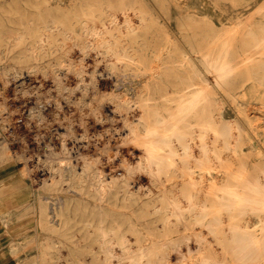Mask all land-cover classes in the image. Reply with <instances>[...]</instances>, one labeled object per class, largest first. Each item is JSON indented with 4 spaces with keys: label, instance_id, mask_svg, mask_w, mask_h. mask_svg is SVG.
<instances>
[{
    "label": "rangeland",
    "instance_id": "1",
    "mask_svg": "<svg viewBox=\"0 0 264 264\" xmlns=\"http://www.w3.org/2000/svg\"><path fill=\"white\" fill-rule=\"evenodd\" d=\"M98 1L102 2L106 13L122 19L118 9L120 0H90L92 3ZM123 3L129 4L121 9L126 12L134 30L128 36L124 26L119 27L120 33L114 30L116 38H119V47L127 46L130 38L138 39L133 47L124 50L125 55L115 59L101 47L94 49L93 45L99 44V39L78 31L84 40L74 41L69 32L63 38L55 28L52 35L56 41L50 46L43 45L42 57L27 49L37 13L67 24L72 14H79L77 0H0V264L37 263L39 243L43 242L38 207L48 197V192L54 191L48 190V177L57 178L60 172L68 170L74 174V168L66 163L68 160L88 176L96 171L103 172L106 177L123 175L132 184H142V190L151 189L150 193H158L147 172L138 166L134 170V161L141 154L142 147L133 140L131 143L128 130L144 131L154 118L170 119L181 101L186 102L194 96L200 100L210 97L215 102L210 105L212 117L217 122L219 116L225 118L231 124V141L235 138L239 141L235 155L223 148L222 140L217 139L220 158L224 162L219 166L220 158L211 156L213 166L209 167L210 175L218 182L217 186L227 180L231 183L245 181L246 178L264 180L261 174L264 166L262 70L256 65L246 67L236 57L228 63L232 66L229 80L233 79L231 85L234 89L226 93L213 86L211 95H206L192 66H181L178 54L180 51L185 53L197 67V72L212 79V75L204 69V61L208 65L222 62L220 56L225 48L221 43L225 41H229L228 59L233 57L232 53L245 50L247 38L242 37V32L248 27L243 29L238 22L247 19L249 26L258 31L256 24L264 23V0H123ZM130 3L145 8L144 20L133 13ZM93 19L92 25L100 30L99 19ZM207 23L216 28L221 25L235 28L231 32L219 31L212 36ZM18 32L22 40L14 42L13 37ZM166 33L169 42L163 43ZM103 36L105 40H111L109 34L103 33ZM252 50L248 49V52L252 53ZM249 70L254 75L253 79L245 85V89H236ZM258 78L263 80L262 83ZM197 118L191 116L189 119L194 123ZM192 127L197 130L198 126L193 124ZM236 127L240 128L239 131ZM213 140V134L208 132L206 141L211 145ZM134 142L139 148L133 146ZM192 151L194 155H199L197 148ZM111 155L116 158H111ZM68 156H71L70 159ZM240 162L245 168L240 166ZM85 164L90 167L85 169ZM127 168L135 172L131 173ZM204 174L207 183L209 174ZM217 186L208 188L205 184L200 198L210 204L214 196L223 192ZM179 188L180 185H176L172 189L179 193ZM236 189L242 190L241 186ZM181 202L185 204L186 200L181 198ZM223 219L226 220V217L223 216ZM240 223L246 230L257 234L262 224L250 215ZM204 236L213 240L206 232ZM192 240H188L192 248L189 258L186 246L182 244L180 252L188 258L183 260L184 263L194 262L200 255L194 251L196 243ZM213 248L218 256L222 255L221 247L216 244ZM180 252L173 251L172 262L179 261Z\"/></svg>",
    "mask_w": 264,
    "mask_h": 264
},
{
    "label": "bare ground",
    "instance_id": "2",
    "mask_svg": "<svg viewBox=\"0 0 264 264\" xmlns=\"http://www.w3.org/2000/svg\"><path fill=\"white\" fill-rule=\"evenodd\" d=\"M77 1L79 14H72L67 24L57 18H49L50 16L43 13H37L38 18L32 24L33 34L27 49L33 50L35 55L42 57L44 54L42 52L43 45L46 43L50 46L56 41L52 35L53 28L59 31L63 38H66L65 35L69 32L74 41L82 40L78 31L89 37L93 36L100 40V43L96 44L97 46L93 45L94 49L101 47L105 49L107 55H111L115 59L121 58L123 54L125 55V49L135 45L137 36H134L137 37L136 39L130 38L129 44L120 48L119 38H116L117 35L114 34V30L119 32L120 26H124L127 36L134 30L132 23L131 26L130 21L127 20L126 12L121 9L126 5L123 0H120L118 4L121 20L106 13L101 1L96 3H92L90 0ZM35 7L38 9L37 6H34V9ZM129 8L144 20L145 8L141 5L137 7V4H132ZM93 18L99 19L100 30L92 25ZM22 20L24 19L22 18ZM247 21L245 19L243 22H238V25L243 29L248 27L244 31L242 30L243 32L241 31L242 37L247 38L245 50L237 52L238 54L232 53L233 57L228 59L229 41H225L221 43V46L225 48L220 56L223 58L222 62L208 65L203 60L204 69L206 73L212 75V79L197 72V67H194L185 53L182 51L178 53L182 62L181 66H192L193 73L198 76L199 82H202L204 94L211 95L213 86L226 93L234 89L231 85L233 79L229 80L232 66L228 63L236 57H239L246 67L256 65L258 69L262 70L264 77V23H257L258 31H256L249 26ZM59 26L60 30H63L60 31ZM233 27L235 28V26ZM233 27L221 25L220 28H216L213 24L207 23V29L212 36L218 34L219 31L231 32ZM103 33L109 34L111 40H105ZM13 38L14 42H20L22 40L21 33H16ZM164 42H169L167 33L164 34ZM191 46L190 44L189 48ZM251 48L253 49L252 53L248 52V49ZM248 63L250 64L248 65ZM111 65L113 64L111 63ZM253 77L254 75L249 70L236 89H245V85ZM258 81L262 83L263 80L258 78ZM195 91L197 95V90ZM211 103L215 102L210 97L200 100L194 96L193 99L186 102L181 101V106L178 105L179 107L170 119L154 118L144 131L131 129L128 126L130 128L128 130L130 137L128 138H131V143L133 140L142 147L141 154L135 156L136 162L134 161V163L136 165L132 164L135 166L134 170L138 166L147 172L151 184L158 188V193L155 190V193H150L151 189L142 190V184H132L123 175L106 177L103 172L96 171L88 176L85 171L77 170L71 160L66 163L74 168V174H71L67 169V172H60L57 178L48 177L47 181L50 183L48 190L54 191L48 192V197L44 198L38 207L37 216L39 214V225L42 229L40 236L43 242L39 243V255L35 264H264V180L246 178L245 181H236V183L227 180L217 186L216 178L209 172V167L213 166L212 158L221 157V150L216 144L217 139L222 140L223 148L231 150L235 155L239 141L235 140V136L234 141H231L233 137L231 124L224 120L225 118L219 116L218 122L214 120L210 111ZM191 116L199 118L192 123L189 119ZM142 121L145 122V119ZM193 124L198 126L197 130H194ZM235 126L237 125L235 124ZM237 129L239 131L240 128ZM208 132L214 136L211 145L206 141ZM123 136H125L124 133ZM133 146H137V144L135 143ZM193 148H197L199 155L193 154ZM131 153L133 154V152ZM115 156L113 155L111 158ZM211 156L213 157L211 158ZM70 157L67 158L70 159ZM222 161L223 159L220 158L219 166L222 165ZM240 166L243 167L241 162ZM89 167L90 165L85 164V169ZM130 167L132 166L128 168ZM132 168L128 170L132 171ZM195 168H198L199 171ZM134 170L131 173L135 172ZM261 171L263 177L264 166ZM204 173L209 174L207 183H205ZM205 184L208 185V188L217 186L223 190L222 194L218 196L216 195L218 191H216V197L214 196L210 204L200 198ZM176 185H180L179 193L172 189ZM237 186H241L242 190H237ZM192 188H194L193 192ZM212 194L211 192V197ZM181 198L186 200L185 204H182ZM248 215L258 218V221L262 223L258 234L246 230L240 223ZM223 216L226 217V220L223 219ZM205 232L213 237V240H207L204 236ZM191 238L196 243L194 251L196 250L200 255L195 257L194 262L193 260L190 262L189 259V263H184L183 260L186 261L192 255L189 253L192 248L190 249L188 244V240ZM182 244L186 246L185 250L189 253L188 258L180 252ZM216 244L223 251L221 256H218L213 248ZM173 251L181 253L177 262L171 261Z\"/></svg>",
    "mask_w": 264,
    "mask_h": 264
}]
</instances>
